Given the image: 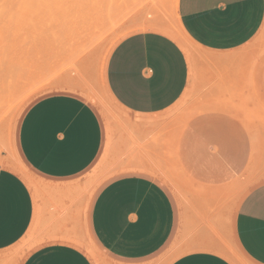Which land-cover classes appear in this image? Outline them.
Wrapping results in <instances>:
<instances>
[{
    "label": "crops",
    "instance_id": "0c3cea01",
    "mask_svg": "<svg viewBox=\"0 0 264 264\" xmlns=\"http://www.w3.org/2000/svg\"><path fill=\"white\" fill-rule=\"evenodd\" d=\"M178 14L200 57L148 30L108 59L107 89L127 115L115 142L78 93L47 94L25 112L17 149L39 183L0 167V264L28 234L39 245L22 264H96L81 247L88 237L107 264H158L170 247V264H234L230 246L264 264V132L239 116L264 107V0H179ZM186 93L204 108L175 130L167 112ZM106 151L127 172L93 195L86 177ZM170 159L212 198L181 207L159 179ZM249 178L259 180L230 211L232 187Z\"/></svg>",
    "mask_w": 264,
    "mask_h": 264
},
{
    "label": "rangeland",
    "instance_id": "374dc122",
    "mask_svg": "<svg viewBox=\"0 0 264 264\" xmlns=\"http://www.w3.org/2000/svg\"><path fill=\"white\" fill-rule=\"evenodd\" d=\"M178 3L179 0H0V167L19 172L37 187L38 178L19 156L17 132L28 108L37 99L53 92L69 91L84 96L102 116L109 141L115 142L126 127L127 115L109 95L105 82L108 59L125 37L148 30L165 35L174 33L175 37L168 36L180 45L186 42L188 49L182 47L189 56L193 51L199 54L193 43L185 39L182 43V37L177 33L180 31ZM259 39L264 41V32ZM194 53L193 56L197 55ZM10 93L14 95L12 98ZM19 103V107L16 106ZM202 106L200 98L186 93L167 115L175 120L176 130L199 113ZM239 116H243L241 118L251 126V131L264 132V128H253L264 118L262 105L250 106ZM109 158L106 151L87 174L93 195L127 172L118 168L115 158ZM178 169L174 159H170L159 179L181 207L194 208L202 195L210 194L195 187ZM258 180L249 178L232 187L230 211L240 201L243 191ZM38 245L34 234L26 235L11 250L13 253L5 264H22ZM81 247L94 263L107 264L106 255L91 238L82 242ZM228 250L226 256L234 264H251L235 246ZM178 255L170 247L157 263L170 264Z\"/></svg>",
    "mask_w": 264,
    "mask_h": 264
},
{
    "label": "bare ground",
    "instance_id": "6f19581e",
    "mask_svg": "<svg viewBox=\"0 0 264 264\" xmlns=\"http://www.w3.org/2000/svg\"><path fill=\"white\" fill-rule=\"evenodd\" d=\"M178 28H179V25H178ZM178 30H179V29H178ZM167 31H168V30H167ZM173 31H174V30H173ZM177 33H179L180 37H182V39H181V40H182V43L185 42V41H183V39L187 40L188 42H192V40L190 39V37L188 36V34L186 33V31H185L184 28L182 27L181 22H180V31H177ZM167 34L170 35V36H174V35H173L174 33L167 32ZM126 35H127V34H126ZM126 35H125V36H126ZM176 35H177V34H176ZM125 36H123V37H125ZM174 37H175V36H174ZM179 39H180V38H179ZM185 43H186V42H185ZM185 43H183V45H182V44H181V45L184 46V48L188 49L189 46H188V44H185ZM258 47H259V46H258ZM186 49H185V50H186ZM249 49H250V48H249ZM251 49H252V48H251ZM252 50H254V49H252ZM248 51H249V50H248ZM193 53H194V51H193ZM193 53H192L190 56H193ZM195 53H196V52H195ZM195 53H194V54H195ZM249 53H250V51H249ZM196 54H197V53H196ZM199 54H200V52H199ZM197 56L200 57L201 54H200V55H197ZM68 85H69V84H68ZM11 91H12V90H11ZM108 92H109V91H108ZM28 94H29V93H28ZM90 95H91V94H90ZM93 95H94V94H93ZM109 95L111 96V98H113V96L110 94V92H109ZM13 96H14V95H11V93H10V97L12 98ZM25 96H26V95H25ZM25 98H26V97H25ZM25 98H24V99H25ZM93 98H94V97H93ZM113 100H115V99L113 98ZM15 101H16V99H15ZM16 102H17V101H16ZM16 102H15V103H16ZM21 102H22V101H21ZM97 102H98V101H97ZM115 102H116V100H115ZM99 103H101V101H100ZM116 103L118 104V102H116ZM226 103H228V102H226ZM224 104H225V103H224ZM250 104H251V103H250ZM19 105H20V103H19L18 105H16V106L19 107ZM101 105H102V103H101ZM221 106H222V105H221ZM232 106H233V105H232ZM232 106H231V107H232ZM18 107H17V108H18ZM202 107H203V106H202ZM231 107H230V108H231ZM200 108H201V107H200ZM213 108H215V107H213ZM217 108H219V107H217ZM227 108H228V107H227ZM232 108H234V106H233ZM198 109H199V108H198ZM202 109H203V108H202ZM222 109H223V108H222ZM234 109H235V108H234ZM228 110H229V109H228ZM235 111H236V109H235ZM235 111H234V112H235ZM229 112H231V111L229 110ZM246 112L248 113V111H246ZM231 113H232V112H231ZM195 114H196V113H195ZM195 114H194V115H195ZM236 114H238V113H236ZM241 115H242V114H241ZM241 117H243V116H241ZM21 165H22V164H21ZM13 166H14V165H13ZM16 167H17V166H16ZM17 170H18V169H17ZM25 170H27V169H25ZM178 170H179V169H178ZM160 171H161V170H160ZM20 172H21V170H20ZM22 172H23V171H22ZM158 172H159V171H158ZM159 173H160V172H159ZM161 174H162V173H161ZM163 174H164V173H163ZM165 174H166V173H165ZM180 174L183 175L182 173H180ZM180 174H179V175H180ZM28 176H29V175H28ZM184 176H185V175H184ZM161 177H162V176H161ZM181 177H182V176H181ZM167 178L169 179V177H167ZM185 178H186V176H185ZM103 179H104V178H103ZM103 179H102V180H103ZM26 180H27V182H28L30 185H32V186L35 185V182L31 181L29 178H28V179L26 178ZM185 181H186V180H185ZM189 181L191 182V180H189ZM187 182H188V181H187ZM187 182H186V183H187ZM190 182H189V183H190ZM170 183H171V181H170ZM173 183H174V182H173ZM173 183H172V184H173ZM173 185H174V184H173ZM190 185H191V183H190ZM176 186H177V185H176ZM180 186H181V185H180ZM187 186H188V185H187ZM187 186H186V189H185V190H187ZM191 186H192V185H191ZM94 187H95V186H94ZM173 187H174V186H173ZM193 187H194V186H193ZM183 188H185V186H183ZM193 189H195V188H193ZM189 190H190V189H189ZM176 191H177V189H176ZM193 191H195V190H193ZM241 191H242V190H241ZM192 193H193V192H192ZM192 193H191V194H192ZM194 194H195V193H194ZM178 196H179V195H178ZM179 197H180V196H179ZM182 197H183V196H182ZM183 198H184V197H183ZM232 247H233V246H232ZM227 250H228V249H226V251H227ZM228 251H229V250H228ZM229 253H231V252H229ZM231 254H232V253H231ZM234 255H235V254H234ZM236 256H237V254H236ZM240 256H241V255H240ZM234 262H235V261H234ZM238 263H239V262H238ZM240 264H242V263H240Z\"/></svg>",
    "mask_w": 264,
    "mask_h": 264
}]
</instances>
